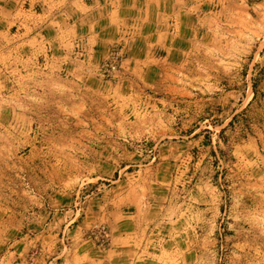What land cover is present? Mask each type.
Returning <instances> with one entry per match:
<instances>
[{
    "label": "rangeland",
    "instance_id": "374dc122",
    "mask_svg": "<svg viewBox=\"0 0 264 264\" xmlns=\"http://www.w3.org/2000/svg\"><path fill=\"white\" fill-rule=\"evenodd\" d=\"M0 264H264V0H0Z\"/></svg>",
    "mask_w": 264,
    "mask_h": 264
},
{
    "label": "bare ground",
    "instance_id": "6f19581e",
    "mask_svg": "<svg viewBox=\"0 0 264 264\" xmlns=\"http://www.w3.org/2000/svg\"><path fill=\"white\" fill-rule=\"evenodd\" d=\"M248 93H249V96L252 94V89H251V87H249V89H248Z\"/></svg>",
    "mask_w": 264,
    "mask_h": 264
}]
</instances>
